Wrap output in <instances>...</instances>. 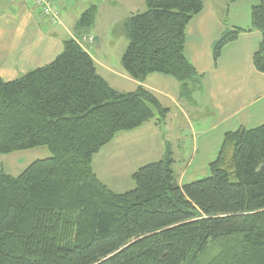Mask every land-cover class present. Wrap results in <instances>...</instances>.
<instances>
[{
    "label": "trees",
    "instance_id": "obj_1",
    "mask_svg": "<svg viewBox=\"0 0 264 264\" xmlns=\"http://www.w3.org/2000/svg\"><path fill=\"white\" fill-rule=\"evenodd\" d=\"M255 1L250 20L261 38L252 63L264 74V0ZM144 4L124 23L121 65L138 81L169 75L189 98L200 74L185 55V29L203 0ZM95 15L88 7L77 27ZM242 31L226 28L214 40V64ZM76 36L50 62L0 77V154L50 152L17 175L0 170V264H264V122L225 132L206 177L179 185L166 148L131 173L132 189L116 192L96 176L93 155L155 112L160 123L168 108L142 85L112 88Z\"/></svg>",
    "mask_w": 264,
    "mask_h": 264
},
{
    "label": "crops",
    "instance_id": "obj_2",
    "mask_svg": "<svg viewBox=\"0 0 264 264\" xmlns=\"http://www.w3.org/2000/svg\"><path fill=\"white\" fill-rule=\"evenodd\" d=\"M254 3L255 0L232 3L203 0L200 12L190 19L185 29V55L200 74V85L193 89L189 98L180 95V83L173 77L150 73L138 81L111 58L104 57L99 63L105 70L102 73L97 70L94 54L82 45L94 60L97 73L112 88L128 92L142 85L168 108L160 123H156L158 114L155 112L152 119L140 126L115 134L109 143L122 142V147L126 148V153H119L120 158L127 156L126 160L129 157L131 163V156H139L138 160L144 162L142 165L162 159L169 148L172 169L174 163L184 164L177 172L173 169L176 182L182 185L208 174V164L217 158L225 132L240 126L251 128L263 124L264 74L252 63V53L261 38L260 31L251 26L250 7ZM51 25L30 0H0V77L15 79L54 59L62 50L64 39L57 38L59 30H46ZM236 26L244 31L235 41L225 45L214 64L212 43L226 28ZM65 31L74 38L73 33ZM92 37L94 40L95 36ZM109 143L95 155H101ZM40 147L0 154V170L15 175L14 168L23 170L33 160L47 156L39 157L43 153ZM103 155L100 162L105 163L108 170L115 148L111 156L107 152ZM140 165L129 169L130 176ZM112 168L114 171L115 167ZM94 172L100 179L98 172Z\"/></svg>",
    "mask_w": 264,
    "mask_h": 264
},
{
    "label": "rangeland",
    "instance_id": "obj_3",
    "mask_svg": "<svg viewBox=\"0 0 264 264\" xmlns=\"http://www.w3.org/2000/svg\"><path fill=\"white\" fill-rule=\"evenodd\" d=\"M53 5L60 11V24H53L51 27L46 28V30H59L57 38L66 39L69 37L65 30H69L73 33L74 37H77V33L80 32L79 42L97 59L96 67L97 70L105 73V70L100 66V62L111 58V61L119 68L121 65V55L128 43V38L126 36V31L124 30V23L130 17L131 14L135 12H142L145 9L144 0H51ZM96 6V15L94 22L91 25L77 27V21L80 18L81 13L88 7ZM225 13L227 11V6L224 5ZM90 35L95 36L93 42L83 39V37H89ZM99 46V49H97ZM113 147L115 148V156L111 157L109 163V169L105 167V163L100 162V158L104 152L111 156L113 152ZM43 155H50L49 150L46 146H41ZM126 153V148L122 147V142L120 143H109L105 147L101 155H95L93 157L92 167L94 171L98 172L101 180L108 184V187L116 192H124L132 189L135 186V182L129 174V169L136 165H140L142 160H138L139 156H131L133 162L130 163L129 157L125 159L120 158L121 152ZM120 153V154H119ZM110 158V157H109ZM32 159V158H30ZM153 158H149L152 160ZM115 160V161H114ZM144 161V160H143ZM148 161V160H145ZM143 165V164H142ZM114 171H113V168ZM141 166V165H140ZM184 167V164L179 162L173 164V169L175 172L179 171L180 168ZM138 168V167H137ZM136 168V169H137ZM15 175L19 174L22 170L21 168H14ZM135 169V170H136ZM134 170V171H135ZM133 171V172H134ZM210 170L208 171V174ZM197 176L198 178L208 176ZM196 177V178H197ZM214 249H211V252Z\"/></svg>",
    "mask_w": 264,
    "mask_h": 264
},
{
    "label": "built area",
    "instance_id": "obj_4",
    "mask_svg": "<svg viewBox=\"0 0 264 264\" xmlns=\"http://www.w3.org/2000/svg\"><path fill=\"white\" fill-rule=\"evenodd\" d=\"M33 4L40 8L41 14L46 17L49 23L57 24L60 22V11L53 5L51 0H30ZM85 40L91 42L92 36L83 37Z\"/></svg>",
    "mask_w": 264,
    "mask_h": 264
}]
</instances>
